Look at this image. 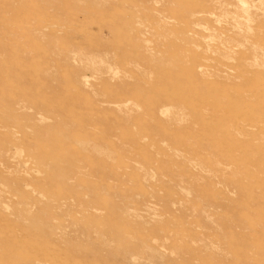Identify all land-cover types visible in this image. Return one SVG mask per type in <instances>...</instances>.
I'll list each match as a JSON object with an SVG mask.
<instances>
[{
    "label": "rangeland",
    "instance_id": "1",
    "mask_svg": "<svg viewBox=\"0 0 264 264\" xmlns=\"http://www.w3.org/2000/svg\"><path fill=\"white\" fill-rule=\"evenodd\" d=\"M240 1L0 0V264H264Z\"/></svg>",
    "mask_w": 264,
    "mask_h": 264
},
{
    "label": "bare ground",
    "instance_id": "2",
    "mask_svg": "<svg viewBox=\"0 0 264 264\" xmlns=\"http://www.w3.org/2000/svg\"><path fill=\"white\" fill-rule=\"evenodd\" d=\"M240 1V0H239ZM245 2V1H244ZM244 2H239V3H241V5H239V6H241V12L246 16V17H248V10H247V6L246 5H244ZM238 3V4H239ZM263 3H264V1H263ZM246 6V7H245ZM255 10V9H254ZM245 17V18H246ZM248 19V18H247ZM248 21V20H247ZM247 24V23H246ZM247 32H249V31H247ZM167 111V110H166Z\"/></svg>",
    "mask_w": 264,
    "mask_h": 264
}]
</instances>
